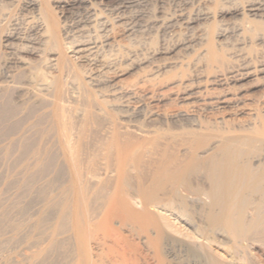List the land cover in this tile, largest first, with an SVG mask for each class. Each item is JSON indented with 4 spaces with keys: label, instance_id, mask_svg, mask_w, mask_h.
<instances>
[{
    "label": "bare ground",
    "instance_id": "6f19581e",
    "mask_svg": "<svg viewBox=\"0 0 264 264\" xmlns=\"http://www.w3.org/2000/svg\"><path fill=\"white\" fill-rule=\"evenodd\" d=\"M20 110L13 264H264V0H0Z\"/></svg>",
    "mask_w": 264,
    "mask_h": 264
},
{
    "label": "rangeland",
    "instance_id": "374dc122",
    "mask_svg": "<svg viewBox=\"0 0 264 264\" xmlns=\"http://www.w3.org/2000/svg\"><path fill=\"white\" fill-rule=\"evenodd\" d=\"M20 111L21 112L20 113L18 112L19 114L17 113V115L15 117L16 118H19V117L22 118L21 119V126L19 128H17V129H14L13 131H10V132L6 131L7 133H5L3 136L0 137V190L4 189V191H6V194L7 195L9 194L10 197L12 196L13 191H14V193H16V189H17V188H15L16 184L14 185L13 179L15 178V176H17V174L19 173V170H20L19 169L20 167H19V164H18L19 160H18V158H16L17 155L19 154V151L17 150V148H16L17 146L15 145L16 147H14L12 149V152L8 156H6L4 154V151H5L4 149H5V146H7V144H9V142H11V140L12 141L13 140L14 141H18L20 136L25 135V134L26 135H30V133H29L30 129L28 128V125H29V122H31L32 119H33L32 115H30L28 113L25 114V112H22V110H20ZM14 131H16V132L14 133ZM13 161H14V163H13ZM17 168H18V170H17ZM14 170H16V171H14ZM11 176H12V178H10ZM7 180L8 181L12 180L13 182L10 183V182H7ZM13 195H15V194H13ZM9 235L7 233L6 236H9ZM0 238H3V237L0 235ZM6 244L7 245H5V244L0 245L1 247L5 245L2 248L0 247V264H6L5 262H9L7 264H11V263L13 264L14 260H15V259L13 260V258H16V256H17V255H15L16 252H17V249H16L17 247H16V245L11 244V243H6ZM8 244H10V245H8ZM1 257H3V258H1ZM11 261H13V262H11Z\"/></svg>",
    "mask_w": 264,
    "mask_h": 264
}]
</instances>
